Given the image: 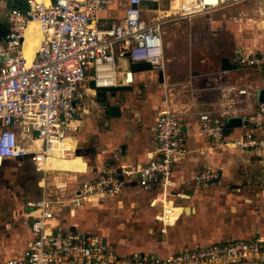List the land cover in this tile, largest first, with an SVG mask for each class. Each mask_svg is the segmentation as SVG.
<instances>
[{"label": "built area", "instance_id": "built-area-1", "mask_svg": "<svg viewBox=\"0 0 264 264\" xmlns=\"http://www.w3.org/2000/svg\"><path fill=\"white\" fill-rule=\"evenodd\" d=\"M246 1L169 0L173 3L170 12L163 11L150 19L144 12L153 8L144 10L140 0H127L122 17L108 23L100 14L119 0H24V7L8 12L6 30L0 36L1 158H29L33 171L48 180L49 171L61 169L55 161L69 159L74 152V147L67 145L78 133L83 113L88 106L99 107L93 100L86 101L83 84L87 80H92L95 87L132 86L134 65L164 69L166 24ZM30 23L36 25L42 39L28 63L23 47ZM120 61H127V67L120 68ZM237 64L242 69L264 68V50L239 55ZM237 87L239 94L249 97L245 83ZM91 90L95 96L96 90ZM231 104L234 107L228 114L241 118L243 131L239 136L229 138L226 114L214 117L208 112L199 113V131L213 147L232 144L239 150L258 151L264 173V102L258 101L251 111L239 108L236 99ZM155 118L156 149L143 165H127L121 153L114 152L110 162L100 167L91 180L69 184L77 186L73 194L27 199L23 212L32 238L20 256L4 264H264L262 238L194 246L159 258L119 254L97 232L60 225L57 215L66 205L74 212L88 203L117 198L131 179H137L145 193L155 184L163 190L170 186L173 168L186 151L183 122L166 91ZM219 178V172L202 169L192 182L212 183ZM148 202L147 208H160L157 219L163 223L175 214L173 204Z\"/></svg>", "mask_w": 264, "mask_h": 264}, {"label": "crops", "instance_id": "crops-1", "mask_svg": "<svg viewBox=\"0 0 264 264\" xmlns=\"http://www.w3.org/2000/svg\"><path fill=\"white\" fill-rule=\"evenodd\" d=\"M44 1L47 2V0ZM166 1L168 0H160L156 8L145 11L147 18L152 19L163 11L170 12L169 1L168 3ZM126 2L127 0H119V3L112 5L109 10L101 12V17L108 23L120 19ZM167 4L168 8L165 10ZM14 7H24V0H0V36L6 30L7 14ZM223 17L224 20L211 18L213 21H209V24L215 30L226 29L232 22L230 23L229 17V19L226 16ZM28 39L31 40V37L29 36ZM262 50L264 45L256 52H253L251 46L240 47L238 53L226 56L232 64L236 65L235 69L221 70L220 59L219 69L207 75L205 85L194 89L199 92L196 105L198 110L194 115L179 114L183 122L186 152L184 158L173 168L171 184L166 190H163L160 184H155L148 193L141 192L137 179H131L124 187L123 194L117 198L94 205L88 203L82 208L75 209L74 212L67 209L64 214H58L57 219L60 225L89 231V227L93 228L92 224L87 223V228L77 220L78 216L86 214L88 210L102 209L111 210V215L116 217L113 207L119 204L115 200L120 199L121 205H131L130 208H124L122 212L125 220L127 219L128 223L138 231L150 229L154 224L148 223V220L153 219L152 221L159 222L157 216L161 210L147 208L145 205L149 203L148 201H155L159 205L165 203L176 207L172 209L175 212L172 218L167 219L165 223L159 222L162 223L160 224L162 234L152 230L148 231L149 234L146 232L140 235L133 231L136 233L124 241L117 235L110 237L98 229L93 232L104 236L119 254L141 253L159 258L194 246L235 239H264V173L260 170L259 152L239 150L232 144L223 148L213 147L200 133L198 127V115L201 112H208L215 116L212 114L214 111L222 110V114L215 117L226 115H229V118L236 117L228 114L234 107L231 104L234 99L240 103L239 108L251 111L255 107L258 102V92L264 90V68L242 69L237 64V57ZM26 56L28 61H31L34 55L26 54ZM121 62L125 63L124 67H127V61ZM164 69L150 68L135 72L131 89L115 94L113 96L115 98L110 102L120 106L119 117H111L103 113L105 107L100 104L96 94L94 96L89 86L91 80H87L83 84L88 96L86 101L90 103L93 100L99 104V107L88 106V111L82 115L78 133L70 140L71 146L74 147L71 157L58 158L55 161V166L61 169L49 171L48 180L45 178L42 187L38 184L30 186L32 191L36 192L33 196L73 194L77 186L71 187L69 184L91 180L100 167L110 162L114 152H120L122 161L127 165L146 163L156 149L155 113L162 101L159 91H154L152 87L155 85L154 82L160 86L167 85ZM159 71L163 72L164 82L162 83L159 82ZM243 83L249 88L248 98L238 93L237 86ZM233 86L236 87L233 88ZM142 90L144 95L137 96L136 94L141 93ZM227 129L230 139L239 136L243 131L241 126L227 127ZM7 160L12 161L3 159L0 167ZM23 160H26V157L13 161L20 165ZM202 169L219 172V180L212 183L192 182L193 176ZM140 192L141 197L136 194ZM23 215L21 217H24L25 221L21 220L15 225L8 224L5 230L0 231V264H4L11 257L20 256L32 238L29 221ZM139 222L144 224L139 225ZM121 227V229L125 228V226Z\"/></svg>", "mask_w": 264, "mask_h": 264}, {"label": "rangeland", "instance_id": "rangeland-1", "mask_svg": "<svg viewBox=\"0 0 264 264\" xmlns=\"http://www.w3.org/2000/svg\"><path fill=\"white\" fill-rule=\"evenodd\" d=\"M171 4L173 5L170 2L169 6ZM144 14L146 17L148 16L147 13ZM223 16H226L227 19L230 18L231 26L215 30L209 21L224 20ZM263 21L264 0H247L210 13L196 15L191 19L170 22L164 27L163 33L164 73L168 83L165 86H160L154 82L153 90H158L161 97L166 90L171 104L178 114H196L199 92L194 89L206 84L207 75L219 69L222 57L238 53L240 47L251 46L253 52L263 47ZM124 66L125 63L120 61L119 67L123 68ZM136 95L143 96L144 91L142 90ZM222 112V110H216L212 114L220 116ZM44 181L45 175L33 171L29 158L23 160L20 165L14 161H4L0 167V231L5 230L8 224L15 225L21 220L25 221L24 217H21L25 201L35 197L33 195L36 193L30 186L38 184L39 187H42ZM136 194H141V192ZM130 207L131 205L125 204L124 206L115 205L113 209L118 217L112 216L111 210L92 209V211L88 210L86 214L78 216L77 220L86 227L87 223H89L88 225L92 224L93 228L89 227V231L98 229L110 237L117 235L124 241L130 239L136 232L142 235L146 232L149 234L148 231L153 230L162 234L160 231L162 221L159 223L160 221L157 220H148V223L154 224V226L139 231L131 226L122 215L124 208ZM67 209L70 210V207L63 208L58 214H64ZM143 224L139 222V225ZM118 226L119 228H117ZM121 226H125V228L121 229Z\"/></svg>", "mask_w": 264, "mask_h": 264}, {"label": "water", "instance_id": "water-1", "mask_svg": "<svg viewBox=\"0 0 264 264\" xmlns=\"http://www.w3.org/2000/svg\"><path fill=\"white\" fill-rule=\"evenodd\" d=\"M169 1V0H168ZM168 1H166L168 3ZM139 5L141 8H156L158 5V1L156 0H140ZM168 8V4L166 5L165 10ZM164 10V9H163ZM145 66V67H142ZM151 66L148 64H138L133 66V70L135 72H140L145 69H150ZM236 65L232 64L229 58L222 57L221 58V70H232L235 69ZM159 82H164L163 78V72L159 71ZM89 86L92 89L96 90V98L100 99V104L103 105L105 108L103 109V113L107 116L111 117H119L121 115L120 113V106L118 104H110L111 100H113L115 97H113L115 94L120 93L122 91H127L131 89V86H111V87H95L94 82L91 80L89 82ZM258 101L264 102V90H260L258 92ZM241 126V118L240 117H230L228 118L226 122V127L232 128V127H239ZM1 161V156H0Z\"/></svg>", "mask_w": 264, "mask_h": 264}, {"label": "bare ground", "instance_id": "bare-ground-1", "mask_svg": "<svg viewBox=\"0 0 264 264\" xmlns=\"http://www.w3.org/2000/svg\"><path fill=\"white\" fill-rule=\"evenodd\" d=\"M263 28H264V26H263ZM29 36L31 37V40L28 39ZM41 39H42V36L40 34V31L37 29L36 25L34 23H30L28 28L26 29V32H25V40H24V47H23V54H24V57L26 58L28 63L30 61H28L26 54L27 55H34V53L36 52V50L40 44ZM142 67H145V66H142ZM68 144L69 145H67V146H71L72 142H70V143L68 142ZM3 159H7V158H1L0 163L2 162ZM20 159H22V158H20ZM20 159H17V160H20ZM43 196H45V195H43Z\"/></svg>", "mask_w": 264, "mask_h": 264}]
</instances>
